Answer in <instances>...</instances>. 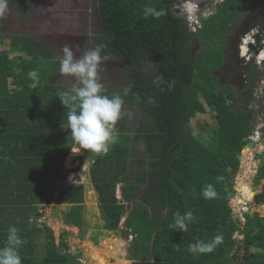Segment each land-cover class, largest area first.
Masks as SVG:
<instances>
[{"label":"trees","instance_id":"16d2710c","mask_svg":"<svg viewBox=\"0 0 264 264\" xmlns=\"http://www.w3.org/2000/svg\"><path fill=\"white\" fill-rule=\"evenodd\" d=\"M176 1L93 0L92 46H100L101 54L109 57L101 63L99 78L106 83L103 71L116 72L120 78L117 89L106 86L104 94H119L125 101L123 112H128L116 123L117 143L90 165L104 229L117 232L125 212L130 211L125 226L127 236L134 237L128 248L133 264H264V217L249 213L244 215V244L255 251L235 262L234 237L239 227L230 204L239 157L252 131L250 87L259 72L250 69L243 94L222 89L214 74L223 62L224 33L230 23L245 12L264 9V0H225L216 13L202 20V28L194 36L185 17L173 12ZM8 3L17 5L27 24L30 0ZM145 7L163 9L166 14L159 19L145 16ZM195 43L201 49L192 57L190 49ZM10 45L23 56L11 60L0 53V94L8 93L10 78L14 85L31 92L27 73L34 69L39 72L40 83L32 90L34 94L40 90V94L20 111L0 112V137L9 134L8 140H0V157L8 168L17 171L23 195L22 202L14 201L10 210L3 201L6 194H0V247L7 243L9 226H15L25 241L19 250L22 264H81L68 252L63 235L56 244L50 228L39 229L31 223L43 199L56 186L74 142L68 130L55 133L59 125L66 124L68 111L58 98L62 90L55 87L59 70L56 60L61 56L32 37L12 36ZM157 77L162 81L154 83ZM208 110L215 113V125L207 146L201 132L194 135L190 122ZM136 113L142 115L140 126L133 119ZM132 126L139 136L130 135ZM254 181L256 187L264 182V157ZM207 184L217 192L210 200L202 196ZM10 189L21 194L14 186ZM84 196L83 185L61 193L59 201L72 205L64 214L66 226L84 229ZM255 199L257 205H264V192ZM188 210L196 219L187 232L168 227L174 213ZM44 233L41 255L38 241ZM217 234L223 236V243L213 252L190 250L196 241L207 242Z\"/></svg>","mask_w":264,"mask_h":264},{"label":"rangeland","instance_id":"374dc122","mask_svg":"<svg viewBox=\"0 0 264 264\" xmlns=\"http://www.w3.org/2000/svg\"><path fill=\"white\" fill-rule=\"evenodd\" d=\"M45 1H49V5L47 4L44 6L42 3ZM192 2V6L196 5L200 0H190ZM207 2L211 6H217L221 5L224 0H203ZM85 1L84 3H86ZM32 3L35 5V8L38 9L37 17L34 13V6L32 5L31 14H30V20L27 24H25L22 21L20 12L18 11V7L14 3H8V11L5 13L4 22H7L8 26L6 29V33L1 34V38L4 41L3 43H0V53H5L9 56L11 60H18L21 56H23L20 52H14L11 50L10 40H8L7 37L13 35V36H22V37H32L36 40H38L39 43L44 44V40H47V35L49 36H62V34L67 32H62V28H60V24L63 23H71L73 20L72 18L77 17L80 19V21L76 22L71 26L72 33L76 35L80 29L84 33H87L90 30V27L88 25V15H89V6L84 8L85 5L81 3V0H32ZM45 7L47 9H45ZM54 18H51V16ZM254 16L255 13L249 14V16ZM249 17V18H250ZM247 20V18H246ZM88 21V22H87ZM63 24V25H65ZM22 25H26V31H24L22 35L18 34L20 33V29H22ZM46 25V26H45ZM62 26V25H61ZM68 27L67 25H65ZM45 27V28H44ZM44 28L45 30L42 31V35L39 34V32ZM88 36V35H87ZM6 38V39H5ZM44 38V39H42ZM86 47L91 48V36L90 38H86ZM49 41H52L49 40ZM62 48V47H61ZM85 48V47H84ZM85 52V51H84ZM62 57V51L60 53ZM57 63L60 66V60L57 61ZM112 70V69H111ZM56 78H57V84L56 87L59 89H65L70 90L72 87L76 86L75 78L71 76H65L61 75L60 71L58 70L56 72ZM102 83V81H100ZM103 86H107L112 88L111 82L108 83H102ZM123 86V84H121ZM113 89H117L116 87ZM55 100V97L53 101ZM56 101V100H55ZM54 101V102H55ZM128 113V112H123ZM137 116H135L133 119L136 120V123L138 126L142 122V115L140 113H136ZM215 113L211 110H208L206 114H199L197 115L196 119H193L191 121V127L194 130V135H197L199 132H201V136L203 139V143L205 145H210L212 140L210 138V135L212 133V128L215 125L214 120ZM132 118V117H131ZM139 132L134 130V126H132V132L130 135L133 137L139 136ZM113 135L115 137V134L113 132ZM117 141L110 144L109 147H113ZM139 150H144L143 146H139ZM74 152H78V157L82 155H86V151L83 150H73ZM70 154L68 158L65 160V167L73 170L74 167L70 166V161L72 160L73 153ZM75 158V157H74ZM73 158V159H74ZM84 160V158H83ZM87 160V159H86ZM86 160H84L86 162ZM79 164V163H78ZM73 168V169H72ZM83 171H78L77 168L74 170L76 174H72L73 176H70V181L75 178L74 181H72V185L76 184H82L85 187V196H84V229L80 230L79 228L74 227H66L64 223V214L71 208L69 205H59L58 204V197L59 194L66 190L70 185L69 183H59L55 187L52 188L51 194L46 197V202H48V209H45L46 211L43 213V221L47 223V225L54 230L55 233V239L56 243L59 244L61 237L63 235L64 242L68 245L69 249L68 252L72 255L78 257V261L81 264H133L131 260H129V254H127V250L129 248V244L126 242V238L124 239H118L117 234L118 232L109 231L108 233L104 229V222L102 221L101 212L99 209V203H98V196L97 193L93 187V184L91 182V178L89 175L90 166L88 165V162H86V165L84 167ZM242 174L238 175V178L236 181H234V187H239V183H237L238 179H240ZM240 177V178H239ZM250 188V192L246 194L248 198H250V202L248 203L247 207H250L249 213L251 214H259L260 216L264 217V212L258 209L257 204L255 205V201L253 202V198L257 193L264 192V182L260 184V186H255L254 176L253 174H250L245 176V178H242ZM233 187V189H234ZM253 191V192H252ZM240 199V193L238 191L237 195L233 196L231 199V207L234 210V219L235 220H242V208L245 205H242V202ZM241 202V203H240ZM239 204V205H238ZM45 206V205H44ZM260 207V205H258ZM256 211V212H255ZM264 211V209H263ZM108 233V234H106ZM84 234V236L82 235ZM119 240L123 242L124 244V253L121 255L120 260H117L115 257H111L108 252V244L111 242L110 239ZM234 238H238L237 234ZM235 239V240H236ZM130 240V238H129ZM238 240V239H237ZM39 242V241H38ZM108 243V244H107ZM39 253L43 255L44 253V245L43 242L39 244ZM96 251V252H95ZM65 253L66 251H62ZM95 252V253H94ZM251 250H246L245 254L242 256H248L251 254ZM97 255L96 258H94ZM236 257L234 256V259ZM113 260V261H111ZM236 261V260H235Z\"/></svg>","mask_w":264,"mask_h":264},{"label":"clouds","instance_id":"9594fccd","mask_svg":"<svg viewBox=\"0 0 264 264\" xmlns=\"http://www.w3.org/2000/svg\"><path fill=\"white\" fill-rule=\"evenodd\" d=\"M206 3L200 0L196 4L197 8L194 9L190 18L202 24V20L209 17V6L200 10L201 6ZM7 11L8 0H0V18H3ZM143 11L145 16L157 19L166 14L163 9L157 10L155 7H145ZM77 50H74L73 47L67 44L61 50L62 57H60L59 71L61 75L71 76L76 81V86L70 90L58 93V98L62 105L68 109L66 113L67 122L66 124H62V127L70 132L71 139L79 146L78 150L91 151L93 152L92 157L95 158L97 157L95 153L107 154L109 145L115 142L113 135L114 126L123 115L125 101L119 94L112 96L104 94V86L100 82L99 70L102 61L109 57L101 54L102 48L97 46L79 56L76 54ZM27 77L31 81L29 87L35 89L40 83L39 72L35 69L31 70L27 73ZM161 81L162 77H157L153 82L158 83ZM149 102L154 101L152 98H149ZM76 165V168L80 166L78 160L76 161ZM216 195L217 192L212 184H207L203 187L202 196L205 199H213ZM124 219L125 216L117 232L123 229L126 235V242L129 244L132 241L131 239L129 240V237L133 235L127 236V228L126 226L124 228L123 224ZM195 219L196 217L191 210L183 214L176 212L173 215V222L168 227L181 232H187L189 225L194 223ZM19 231L17 227L9 226L6 235L7 243L4 247H0V264H22L19 250L25 241L19 235ZM222 243L223 236L217 234L210 241H196L194 245L190 246V250L200 254L211 253Z\"/></svg>","mask_w":264,"mask_h":264},{"label":"flooded vegetation","instance_id":"af4514ba","mask_svg":"<svg viewBox=\"0 0 264 264\" xmlns=\"http://www.w3.org/2000/svg\"><path fill=\"white\" fill-rule=\"evenodd\" d=\"M87 1L86 3H84ZM225 1V0H224ZM31 3V9L32 5L34 6V13L37 17L38 9L35 8V5L32 3V0H30ZM81 3L83 5L89 6V15H88V25L90 27V30L87 33L82 32L80 29L79 32L74 35L72 33L71 26H73L74 23L80 21L79 18L74 17L71 23H63L67 25L66 27L63 24H60V28H62V32H67L62 34V36H49L47 35V40L44 41V46H49V49L53 51V53H57L60 55L61 50L64 45H69L74 48V50L78 49L76 54L82 55L84 51H88L93 49L92 46V40L94 37L93 34V0H81ZM44 6L47 4L49 5V1H45L42 3ZM84 6L86 8L87 6ZM209 6V13L208 16H211L213 13H216L218 6H211L208 3L201 6L200 10H203L204 7ZM30 9V14H31ZM45 9H47L45 7ZM195 6L192 7V2L190 0H177L174 7L172 8L173 12L177 15H182L185 17L186 22L188 24L190 33L192 36H194L197 33V30H193L191 27V23L194 22L192 18H190L192 12L194 11ZM176 10H179L180 13H177ZM255 13L253 16H249V14ZM21 15V13H20ZM51 16V15H50ZM250 17V18H249ZM53 18L52 16L50 17ZM247 18V20H246ZM54 19V18H53ZM7 22H4V18H0V40H2V33H6L7 29ZM62 25V26H61ZM22 29H20V35L24 34L23 32L26 31V25H22ZM46 26V25H45ZM45 28V27H44ZM42 28V30L39 32V34L42 33L45 29ZM202 28V27H201ZM42 35V34H41ZM88 35V36H87ZM13 35L7 37L8 40ZM19 36V35H18ZM91 36V48L86 47V38H90ZM21 37V36H19ZM225 38V46H224V53H223V62L222 65L214 71V74L218 80L219 86L222 89H228L231 88L234 91L239 92L240 94H243V92L246 90L247 87V75L249 74V71L251 68H254L256 72H258V67L256 65V62L258 59V54L261 52H264V9L263 7L255 8L254 10H251L249 12L243 13L236 21L233 23H230L227 30L224 33ZM6 39V38H5ZM44 39V38H42ZM52 41H49L51 40ZM62 47V48H61ZM85 47V48H84ZM200 45L195 43L193 47H191V53L192 57L195 56L200 51ZM61 56V55H60ZM60 60L58 58L56 61ZM103 74L106 77V83L111 82V86L115 87L118 85H115L120 82L119 76L116 74L114 70H105L103 71ZM106 87V86H105ZM254 86H252V89H254ZM206 114V113H205ZM116 128V125L114 126V130ZM114 134L118 135V133ZM140 135V133H139ZM83 150V149H82ZM86 151V155L84 156V160L88 162V165L90 166L93 162L94 157L93 152L90 155L88 150ZM99 156V155H98ZM84 164L81 166L80 171H83L85 169L86 162L83 161ZM113 261V260H111Z\"/></svg>","mask_w":264,"mask_h":264},{"label":"crops","instance_id":"0c3cea01","mask_svg":"<svg viewBox=\"0 0 264 264\" xmlns=\"http://www.w3.org/2000/svg\"><path fill=\"white\" fill-rule=\"evenodd\" d=\"M49 86V85H48ZM47 86V87H48ZM55 87H56V85H55ZM7 88H8V90H7V92L8 93H4V94H0V112H6L7 110H11V109H14V110H22L24 107H26L32 100H34V99H36V95H38V94H40L39 92H40V90H39V92L37 93V94H34V91L32 90V88H31V92H28L27 90L25 91V89L23 90V87L22 86H18V85H14L13 84V79L12 78H10L9 80H8V84H7ZM59 89V88H58ZM62 91H67V90H65V89H61ZM40 98H41V96H40ZM42 99H40V101H39V103H41L42 101H41ZM57 100V99H56ZM33 102V101H32ZM50 106H51V104H50ZM52 109V108H51ZM193 120V119H192ZM191 120V121H192ZM191 123V122H190ZM9 124V123H8ZM191 125V124H190ZM66 129L65 128H63L62 127V125H59V127L56 129V131H55V133L56 134H63V133H66ZM116 135V134H115ZM8 138H9V134L7 133L5 136H4V138L2 139L1 137H0V140L2 141V142H4L5 140L4 139H6V140H8ZM79 146L78 145H76L74 142H73V147H72V150H71V152H70V154H72V152H74L73 150H76L77 148H78ZM70 154L66 157V158H68L69 156H70ZM71 157H72V155H71ZM66 158L64 159V163H63V167H62V169H61V174L59 175V178H58V180H57V182H56V185L57 184H59V183H61L60 182V180H61V178L63 177V176H65V178L67 179L66 180V183H69V182H71V185L68 187V188H70V187H72V186H74V185H72V181H70L69 179H70V176H73L72 174H76V172L74 171L75 170V168H76V166L74 167V169L73 170H70V169H68V168H66L65 167V160H66ZM77 158H72V160L70 161V166H71V163L74 161V160H76ZM7 161L6 160H4V159H2V157H0V194H2V193H5L6 194V200H3L5 203H8V208L10 209V207L9 206H13V204H14V201H16V203H20V202H22V199H23V195H22V190H21V186H20V184H19V182L17 181L18 179H17V175H16V172L17 171H15V170H13V169H10V168H8V166H7ZM73 167V166H72ZM15 173V174H14ZM21 176H22V174L20 173V172H18ZM14 175H15V180H14ZM239 175V174H238ZM17 179V180H16ZM233 181H234V179H233ZM236 181V180H235ZM262 183V182H261ZM233 185H234V182H233ZM246 185H247V183H246ZM11 186H14L15 188H17L19 191H20V193L21 194H17V193H13V192H11L10 190V187ZM260 186V185H259ZM238 187V186H237ZM254 187H256V186H254ZM67 188V189H68ZM66 189V190H67ZM52 190V189H51ZM264 190V189H263ZM63 191H65V190H63ZM62 191V192H63ZM233 191H234V189H233ZM238 191V190H237ZM61 192V193H62ZM253 192V191H252ZM52 192H50V194H51ZM61 193L59 194V197H58V204L59 205H62V204H64V203H61L60 201H59V199H60V196H61ZM238 193V192H237ZM261 193H263V192H260V193H257L256 195H258V194H261ZM256 195L254 196V199H253V202L255 201V205H256ZM48 197V196H47ZM46 198V197H45ZM43 199V202H42V204H40L39 205V212L37 213V214H34L32 217H33V219L31 220V223H35V225H36V227L37 228H39V229H43V228H45V227H48V228H50L48 225H47V223L45 222V221H43V213L46 211L45 209H48V202H46V199ZM19 200V201H18ZM250 200V199H249ZM45 205V206H44ZM65 205H67V204H65ZM69 206V205H68ZM70 206H72V205H70ZM257 206V208L258 209H264V205H262V206H258V205H256ZM249 208V210H248V212L247 211H245L244 210V208H243V213H242V217H243V219L242 220H240V221H242L243 223H245L246 224V219H245V214L246 213H249V211H250V207H248ZM11 210V209H10ZM234 211V210H233ZM256 212V211H255ZM262 212H264V211H262ZM249 214H251V213H249ZM251 215H254V214H251ZM260 216V215H259ZM260 217H262V216H260ZM66 226V225H65ZM67 228H68V226H66ZM30 228L32 229L33 228V224H31V226H30ZM70 228V227H69ZM246 228H247V225H246ZM51 230H52V228H50ZM53 232H54V230H52ZM55 233L56 232H54V237H55ZM237 234V233H236ZM45 233L44 234H42L41 236H42V238L40 237V239H39V243L38 244H40L41 242H43V244H44V242H45ZM60 237H61V235H60ZM234 239H236V238H234ZM238 239V238H237ZM237 239H236V242H237ZM55 241H56V239H55ZM57 244V243H56ZM235 250H236V248H235ZM246 250H251L252 251V253L255 251V250H253V249H251V248H246V246H245V248H244V254H245V251ZM128 251V250H127ZM251 253V254H252ZM250 255V254H249ZM248 255V256H249ZM236 257L234 260H236L235 262L236 263H239V262H241L244 258H246V256H239V255H237L236 254V252L234 251V254H233V257ZM247 256V257H248Z\"/></svg>","mask_w":264,"mask_h":264},{"label":"built area","instance_id":"2783aa9c","mask_svg":"<svg viewBox=\"0 0 264 264\" xmlns=\"http://www.w3.org/2000/svg\"><path fill=\"white\" fill-rule=\"evenodd\" d=\"M194 6L197 8V5ZM190 25L193 30H197V28L199 29L201 27V23L196 20H194V22ZM257 57L259 60L256 62V65L258 67L259 74L257 75L255 87L252 89V99L248 106V109L253 114L252 131L245 139V146L243 147L239 157L240 168L237 176L238 174H242L241 178H245V176L250 173L253 174L255 179L264 157V52L259 53ZM250 142H253L254 146L248 150L246 149V146ZM101 154L103 153H95V156ZM244 158H246L247 167L244 165ZM129 238L133 240V236H130Z\"/></svg>","mask_w":264,"mask_h":264},{"label":"water","instance_id":"95a60500","mask_svg":"<svg viewBox=\"0 0 264 264\" xmlns=\"http://www.w3.org/2000/svg\"><path fill=\"white\" fill-rule=\"evenodd\" d=\"M177 13H180L179 10H176ZM254 146V143L253 142H250L247 146H246V149L250 150L252 147ZM89 154L91 155L92 152L89 151ZM84 156H79L77 158V160L80 162V166L77 168L78 171H80V168L81 166H83L84 164V160H83ZM85 159V158H84ZM77 160H74L72 163H71V166H75L76 165V161ZM238 178L237 175L234 176V181ZM66 178L65 176H63L60 180L61 183H65L66 182ZM237 187H234V192H233V196L237 195ZM245 211L248 212L249 208L248 207H245L244 208ZM130 214V211H126L125 212V219L123 220V224H124V228H125V221L127 219V217L129 216ZM236 224L238 225L239 227V230L237 232V237H238V240H237V244H236V254L239 255V256H242L244 255V248H245V244H244V238H245V232H246V224L243 223L242 221L240 220H235ZM125 231L123 229H121L119 232H118V235H117V238L118 239H124L125 238ZM127 254H128V251H127Z\"/></svg>","mask_w":264,"mask_h":264},{"label":"bare ground","instance_id":"6f19581e","mask_svg":"<svg viewBox=\"0 0 264 264\" xmlns=\"http://www.w3.org/2000/svg\"><path fill=\"white\" fill-rule=\"evenodd\" d=\"M72 157L78 158V152L77 151L74 152ZM244 165H245V167L248 166L246 164V158H244ZM237 183H239V185H240L239 187H237V189L240 193V199L239 200L242 202V204L248 206V203H251V202L249 201L250 198H248V196H246V194H248L250 192V188L248 187V185H246V182L242 178L238 179ZM252 198L254 199L253 196H252ZM261 211H263V209ZM74 228H76V227H74ZM110 241L111 242L109 244L107 243L109 255L111 257H115L117 260H120V258H121L120 256L123 255V253H124L123 242H121L119 240H114L113 238L110 239ZM96 257H97V255L94 258H96Z\"/></svg>","mask_w":264,"mask_h":264}]
</instances>
